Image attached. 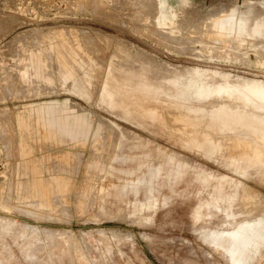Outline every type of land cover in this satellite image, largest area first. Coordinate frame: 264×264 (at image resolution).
I'll return each instance as SVG.
<instances>
[{"label":"rangeland","instance_id":"374dc122","mask_svg":"<svg viewBox=\"0 0 264 264\" xmlns=\"http://www.w3.org/2000/svg\"><path fill=\"white\" fill-rule=\"evenodd\" d=\"M216 1L0 0V264H236L224 234H264V54Z\"/></svg>","mask_w":264,"mask_h":264},{"label":"bare ground","instance_id":"6f19581e","mask_svg":"<svg viewBox=\"0 0 264 264\" xmlns=\"http://www.w3.org/2000/svg\"><path fill=\"white\" fill-rule=\"evenodd\" d=\"M252 1H256L264 7V0H248L247 2H249V3H247L246 7L248 6L249 9H248L247 13H245L244 11L241 12L238 8H236L235 11L230 13V14L220 15L216 19V24L215 25L211 24V26L217 27L219 36L226 34V35H235V39L236 38L237 39L250 38V39L256 40L258 38L257 40H259V42L258 43L252 42L249 44V47H254L253 49H255V50H252V51H254V53H260V54L263 53L264 54V50L263 49L260 50V47L261 48L264 47L262 44V43H264V35L262 37V36H260V34H257L255 32L254 25H253L255 22V19L258 17V21L261 23V26H262L264 24V15L255 14L254 9L252 7H250V5H251L250 3ZM231 2L234 3L236 6L238 5L236 0H219V1H216L215 3L211 4V6L215 5V4H218L219 5L218 7L222 6V4H227L230 6ZM163 7H165V6H163ZM145 8H146L145 11H143L142 13H138L137 17L142 18L143 21L146 22L147 24H152V23L156 24V27L159 28L158 30H156L157 35L165 37V38H169L170 34H169L168 30L175 32V30H173V29L177 28L174 25V22H172L171 14L165 10L160 9L158 5L157 6L156 5H149ZM239 18H241V20L238 23V22H236V19L238 20ZM249 27H251V30L247 31V29ZM260 29H261V27H260ZM210 38H212V37L210 36ZM232 40H234V39H232ZM203 41H206L205 38L203 39ZM260 41H261V43H260ZM206 42H208V41H206ZM222 44H223V42H221V45ZM260 61L262 62L264 60L260 59ZM198 73H203V74H200L199 76L198 75L195 76L194 81L205 84L207 88H210L212 91L215 92V93H213L210 90V92L213 93L214 95L209 96V98H217L219 93L222 90L216 85H214V86L207 85V81H206L207 73H215V72L214 71H205V72H198ZM261 90L262 89H260L259 91H261ZM259 91L253 92L252 94L256 96V94H258ZM209 98H205L204 100H207ZM245 98H246L245 103L247 105H249L248 101H251V99L249 97H245ZM218 105H216V106H218ZM213 110H214L213 112H208L209 114L211 113L210 114L211 118L210 119L208 118L206 120L203 119L204 122L210 123L211 125H214L216 128H218V127H226L227 128V127L233 126L234 128H230L231 130H235L237 128L236 126L238 124H241V122H242V123H244V125H246V128L250 131V128L247 127L248 124L246 123V120H245V117L247 116V112L239 113L238 111H235L233 109L223 107V106H219L217 108L214 107ZM237 119H242L243 121H237ZM227 130H225V132H227ZM213 131L216 133L218 131V129L213 128ZM252 131H255V129H252ZM243 132H241V133H243ZM245 133H247V132H245ZM216 134H218V133H216ZM262 144L264 145L263 141H262ZM249 224H250V227L255 226L253 223H248L246 225H249ZM239 230H241V228ZM230 238H232V237H230ZM233 238H234V236H233Z\"/></svg>","mask_w":264,"mask_h":264},{"label":"flooded vegetation","instance_id":"af4514ba","mask_svg":"<svg viewBox=\"0 0 264 264\" xmlns=\"http://www.w3.org/2000/svg\"><path fill=\"white\" fill-rule=\"evenodd\" d=\"M224 235L226 237L225 239L227 241V246L230 251V254L232 255V259L236 261V264H250L262 246H240L242 240L235 237H227L228 234Z\"/></svg>","mask_w":264,"mask_h":264},{"label":"crops","instance_id":"0c3cea01","mask_svg":"<svg viewBox=\"0 0 264 264\" xmlns=\"http://www.w3.org/2000/svg\"><path fill=\"white\" fill-rule=\"evenodd\" d=\"M83 127L85 128V126H83ZM70 128H72V129H70ZM74 129H75L74 124H70V125L63 128V130L66 131L68 134H70V130H71L72 137H74ZM77 137H80V136H76L74 138H77ZM244 232L245 231H243V233ZM243 233H241L239 236L235 237V238H239L240 240H242V242L240 243V246H244V245H246V246H249V245L260 246V245H262L263 240H264V234H263L260 227L254 226V227H252V232H248L247 234H243Z\"/></svg>","mask_w":264,"mask_h":264}]
</instances>
